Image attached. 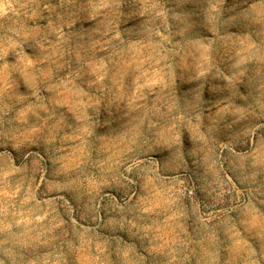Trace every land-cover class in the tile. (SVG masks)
Wrapping results in <instances>:
<instances>
[{
    "label": "clouds",
    "instance_id": "clouds-1",
    "mask_svg": "<svg viewBox=\"0 0 264 264\" xmlns=\"http://www.w3.org/2000/svg\"><path fill=\"white\" fill-rule=\"evenodd\" d=\"M0 264H264V0H0Z\"/></svg>",
    "mask_w": 264,
    "mask_h": 264
}]
</instances>
